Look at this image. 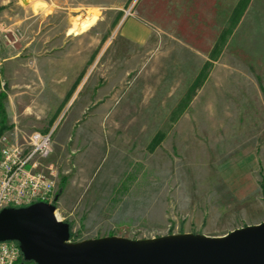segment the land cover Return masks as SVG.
Masks as SVG:
<instances>
[{"label": "rangeland", "instance_id": "374dc122", "mask_svg": "<svg viewBox=\"0 0 264 264\" xmlns=\"http://www.w3.org/2000/svg\"><path fill=\"white\" fill-rule=\"evenodd\" d=\"M46 1L36 0L34 10H46ZM29 2L0 0V60L46 53L45 45H30L37 19H31ZM57 5L51 23L66 24L70 9L77 25L72 32L93 26V35L102 37L98 66L106 80L119 73L124 20L146 12L155 36L146 47V77L129 85L128 76L109 100L107 125L94 124L89 106L70 126L88 83L54 128L49 163L57 170L58 215L70 224L71 241L222 236L263 222L264 0ZM41 34L46 38L45 30ZM94 50L89 44L85 49L88 55ZM90 65L88 74H94Z\"/></svg>", "mask_w": 264, "mask_h": 264}, {"label": "crops", "instance_id": "0c3cea01", "mask_svg": "<svg viewBox=\"0 0 264 264\" xmlns=\"http://www.w3.org/2000/svg\"><path fill=\"white\" fill-rule=\"evenodd\" d=\"M35 1L29 2L31 19H37L36 28L32 24L36 31L33 30L35 34L30 45H45L46 53L8 54L2 57L0 136L11 135L15 131L53 130L60 120L67 117V111L80 98L88 83L90 88L71 119L70 126H76L88 107L92 106L96 118L94 124L98 122L102 127L107 119L103 117L104 112L112 109L109 100L127 85L128 76H131L129 85L140 79L141 75L146 77V47L154 42L155 37L153 29L147 24L146 12L122 22L116 57L120 65L119 73L117 77L112 74L106 80L102 66H98L103 62L102 37L95 33L93 35V26L79 30V33L72 32V28L77 25H72L70 9L66 24L65 20L62 24L51 23L60 7L57 5L59 0H47L46 10L40 7L34 10ZM42 15L46 18H42ZM44 30L46 38L41 34ZM88 44L94 46V54L86 53ZM123 54L127 55L124 61ZM90 64H95L94 74H88V67L92 66ZM163 92L165 95L166 90ZM112 124L118 125L116 121ZM259 158L264 168V145Z\"/></svg>", "mask_w": 264, "mask_h": 264}, {"label": "water", "instance_id": "95a60500", "mask_svg": "<svg viewBox=\"0 0 264 264\" xmlns=\"http://www.w3.org/2000/svg\"><path fill=\"white\" fill-rule=\"evenodd\" d=\"M56 209L45 202L3 209L0 242H18L24 261L36 264H264V221L222 236L182 233L72 242L71 226L57 218Z\"/></svg>", "mask_w": 264, "mask_h": 264}, {"label": "built area", "instance_id": "2783aa9c", "mask_svg": "<svg viewBox=\"0 0 264 264\" xmlns=\"http://www.w3.org/2000/svg\"><path fill=\"white\" fill-rule=\"evenodd\" d=\"M53 145L54 129L0 136V212L38 202L57 206V170L49 163ZM22 258L18 242H0V264H36Z\"/></svg>", "mask_w": 264, "mask_h": 264}, {"label": "bare ground", "instance_id": "6f19581e", "mask_svg": "<svg viewBox=\"0 0 264 264\" xmlns=\"http://www.w3.org/2000/svg\"><path fill=\"white\" fill-rule=\"evenodd\" d=\"M25 1V0H24ZM86 25V24H85ZM82 26H84V25H82ZM82 26H80V27H82ZM78 30V29H77ZM84 30V29H83ZM74 32V31H73ZM75 32H78L79 33V31H75ZM77 34V33H76ZM57 216H58V218H60V216L58 215V213H57Z\"/></svg>", "mask_w": 264, "mask_h": 264}, {"label": "trees", "instance_id": "16d2710c", "mask_svg": "<svg viewBox=\"0 0 264 264\" xmlns=\"http://www.w3.org/2000/svg\"><path fill=\"white\" fill-rule=\"evenodd\" d=\"M0 87H1V83H0ZM0 99H1V95H0ZM71 237H72V231H71ZM22 261H24V259L22 258Z\"/></svg>", "mask_w": 264, "mask_h": 264}]
</instances>
